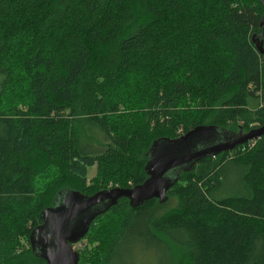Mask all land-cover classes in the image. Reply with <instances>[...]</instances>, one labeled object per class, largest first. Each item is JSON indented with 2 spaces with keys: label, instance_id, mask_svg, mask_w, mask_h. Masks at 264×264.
I'll use <instances>...</instances> for the list:
<instances>
[{
  "label": "trees",
  "instance_id": "obj_1",
  "mask_svg": "<svg viewBox=\"0 0 264 264\" xmlns=\"http://www.w3.org/2000/svg\"><path fill=\"white\" fill-rule=\"evenodd\" d=\"M263 18L264 0H0V264H46L43 212L66 191L144 184L155 141L263 126ZM234 167L241 194L220 197ZM136 238L168 264H264V136L182 171L165 202L121 199L79 264H113Z\"/></svg>",
  "mask_w": 264,
  "mask_h": 264
},
{
  "label": "water",
  "instance_id": "obj_2",
  "mask_svg": "<svg viewBox=\"0 0 264 264\" xmlns=\"http://www.w3.org/2000/svg\"><path fill=\"white\" fill-rule=\"evenodd\" d=\"M261 26L264 27V18ZM259 36L255 35L253 41L260 54H264V43ZM263 136L264 125L247 134L223 136L215 127L200 126L177 139L157 140L149 152L146 166L149 178L144 184L132 189L114 188L93 196L63 192L56 206L43 212L44 224L31 237L33 251L46 264H79L80 256L73 245L83 240L92 223L121 199L127 198L133 208L152 199L165 202L182 171L193 169L205 158L233 151Z\"/></svg>",
  "mask_w": 264,
  "mask_h": 264
},
{
  "label": "rangeland",
  "instance_id": "obj_3",
  "mask_svg": "<svg viewBox=\"0 0 264 264\" xmlns=\"http://www.w3.org/2000/svg\"><path fill=\"white\" fill-rule=\"evenodd\" d=\"M82 142L84 146H92L96 150L100 151L108 143L105 135L97 130V128L91 127V125L84 126V138ZM96 171V167L89 169L90 180L95 177ZM241 172L242 169L238 167L229 169L224 186L219 193L220 197L241 194L239 189ZM175 203L176 202H174L173 205H175ZM144 241V239L142 241L141 239L136 238L124 242L118 250L113 260V264H168L165 260L167 254L162 250V248L152 245L150 247L151 251H145L142 247V243ZM132 245L135 247H132Z\"/></svg>",
  "mask_w": 264,
  "mask_h": 264
},
{
  "label": "built area",
  "instance_id": "obj_4",
  "mask_svg": "<svg viewBox=\"0 0 264 264\" xmlns=\"http://www.w3.org/2000/svg\"><path fill=\"white\" fill-rule=\"evenodd\" d=\"M82 247L81 243H76L73 245V248L77 251L78 249H80ZM78 252V251H77Z\"/></svg>",
  "mask_w": 264,
  "mask_h": 264
},
{
  "label": "flooded vegetation",
  "instance_id": "obj_5",
  "mask_svg": "<svg viewBox=\"0 0 264 264\" xmlns=\"http://www.w3.org/2000/svg\"><path fill=\"white\" fill-rule=\"evenodd\" d=\"M41 239V237H39L38 238V240H40ZM31 246H32V248H33V246H34V240H31ZM35 247V246H34Z\"/></svg>",
  "mask_w": 264,
  "mask_h": 264
}]
</instances>
